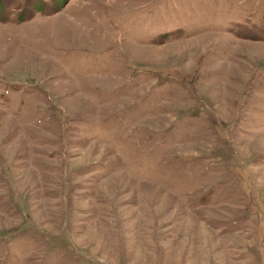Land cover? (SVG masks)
I'll return each mask as SVG.
<instances>
[{
	"label": "rangeland",
	"instance_id": "374dc122",
	"mask_svg": "<svg viewBox=\"0 0 264 264\" xmlns=\"http://www.w3.org/2000/svg\"><path fill=\"white\" fill-rule=\"evenodd\" d=\"M0 264H264V0H0Z\"/></svg>",
	"mask_w": 264,
	"mask_h": 264
}]
</instances>
